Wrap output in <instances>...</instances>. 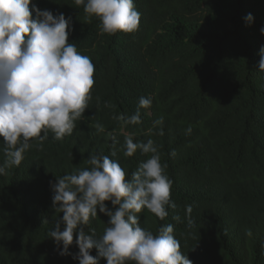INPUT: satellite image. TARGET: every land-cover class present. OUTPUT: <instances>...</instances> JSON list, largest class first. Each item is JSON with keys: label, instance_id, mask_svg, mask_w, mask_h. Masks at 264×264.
Here are the masks:
<instances>
[{"label": "trees", "instance_id": "1", "mask_svg": "<svg viewBox=\"0 0 264 264\" xmlns=\"http://www.w3.org/2000/svg\"><path fill=\"white\" fill-rule=\"evenodd\" d=\"M32 3L71 19L69 42L92 60L95 84L71 135L56 140L49 131L42 147L30 142L21 164L0 176V264H79L75 243L62 256V244L58 250L49 238L63 215L49 182L90 168V154L118 161L130 179L150 154L125 157L126 134L153 140L173 181L176 207L164 220L142 210V228L156 234L172 224L193 264H264V0H134L138 30L115 35L74 0ZM141 96L152 105L140 109V124L113 118L134 114ZM3 149L0 137V165ZM108 220L98 212L85 230L99 238Z\"/></svg>", "mask_w": 264, "mask_h": 264}, {"label": "clouds", "instance_id": "2", "mask_svg": "<svg viewBox=\"0 0 264 264\" xmlns=\"http://www.w3.org/2000/svg\"><path fill=\"white\" fill-rule=\"evenodd\" d=\"M74 4L98 18L105 34L138 30L141 14L134 0H74ZM244 19L250 25L254 18L249 13ZM70 24L71 19L63 13L40 10L32 0H0V137L5 156L0 176L6 175V168L21 164L30 142L39 141L42 147L49 131L56 140L71 135L88 109L95 66L69 42ZM260 32L264 34V27ZM259 55L258 67L264 71V46ZM151 105L150 97L141 96L134 114L113 118L124 125L140 124V109ZM155 123L161 124L162 119ZM95 127L104 130L99 123ZM112 139L115 142V136ZM123 147L125 157L137 150L150 154L130 179L118 161L90 154V168L49 182L53 207L63 214L55 230L49 232L58 250L63 246L59 255H72L69 248L75 243L79 251L73 258L79 264H99L101 258L107 264H193L181 252L172 224L161 226L156 234L140 226L137 214L142 210L164 220L167 209L176 207L171 200L173 181L165 172L167 165L161 163L157 146L151 139L134 142L133 136L126 134ZM191 211L187 206L186 212ZM98 212L109 220L96 238L95 230L86 231L85 226ZM93 248L97 250L95 257L90 254Z\"/></svg>", "mask_w": 264, "mask_h": 264}]
</instances>
